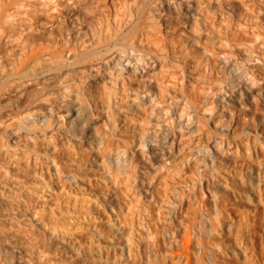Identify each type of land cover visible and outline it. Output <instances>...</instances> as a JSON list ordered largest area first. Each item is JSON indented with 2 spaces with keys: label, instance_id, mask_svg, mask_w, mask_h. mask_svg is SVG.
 Instances as JSON below:
<instances>
[{
  "label": "rangeland",
  "instance_id": "obj_1",
  "mask_svg": "<svg viewBox=\"0 0 264 264\" xmlns=\"http://www.w3.org/2000/svg\"><path fill=\"white\" fill-rule=\"evenodd\" d=\"M223 1L235 6L232 17L225 15L223 22L202 4L190 2L196 10L206 11L208 25L215 28L211 39L205 36L203 18L185 15L184 8L168 12L164 20L162 12L153 14L159 15L165 48L157 51L163 62H154V70L149 67L142 72L144 81L160 91L166 105L170 96L187 98L199 124L179 140L180 129L174 122L176 138L169 153L140 158L143 148L138 139L148 129L150 109L143 101L132 102L123 94L109 96V100L111 84L106 79L92 82L94 72L81 74L83 84L82 79H75L83 91L78 96L86 105L94 100L98 103L90 108L96 118L104 119L102 105L111 104L115 116L108 121H115L114 128L106 129L98 120L95 130L83 126L77 132L78 141L66 130L65 117L63 121L53 118L54 123L47 126L52 128L51 138H42L35 128L33 139L29 138L32 132H22L16 150L10 151L13 147L7 144L0 147V160L13 152L17 157L10 158L13 164L7 162L5 174L0 170L1 216L5 227L20 236L29 252L28 264H98L106 259L119 264H264V93L242 96L239 101L224 96V102L213 93L219 81L228 78V71L220 65L224 54L231 58L245 50L246 57L258 55L262 63L257 65L264 77V48L260 47L264 0ZM153 3L143 11V28L153 20L145 14L159 2ZM53 35L57 37L56 32ZM217 39H222L221 46ZM98 73L106 75L103 68ZM211 99L216 101V109L210 114L203 108ZM45 113L46 104L37 105L35 114ZM221 124L223 129L218 128ZM215 135L223 136L222 147L217 149L212 143ZM53 140L60 150H52ZM202 145L212 153L214 163L206 155L204 161L193 157L186 163L185 155L196 153ZM115 147L125 149L129 156L121 168L106 156ZM51 159L65 170L76 169L78 180L67 183L55 177ZM133 177L137 178L134 182ZM166 208H174L175 215L168 218ZM50 220L60 233L57 237H50L44 229L50 227ZM116 222L120 225L115 226ZM129 230L134 237L131 256L126 258L123 238ZM146 231L151 232L150 239L144 238ZM38 247L48 252L41 256Z\"/></svg>",
  "mask_w": 264,
  "mask_h": 264
},
{
  "label": "bare ground",
  "instance_id": "obj_2",
  "mask_svg": "<svg viewBox=\"0 0 264 264\" xmlns=\"http://www.w3.org/2000/svg\"><path fill=\"white\" fill-rule=\"evenodd\" d=\"M153 1L155 0H0V147L7 144L13 147L10 151L16 150L14 145L18 144L22 132H32L29 138L33 139L35 128L42 138H51L52 128L47 126L54 123L53 118L63 121L65 117V121H68L66 130L78 141H81V138L77 132L80 133L79 130L83 126L95 130L98 120H102V127L114 128L115 121L113 119L108 121L109 117L115 116L110 109L111 104L102 105L101 103L106 111L102 109L105 112V118H96L93 114L91 115L90 108L93 103L86 105L82 96H78L79 92L81 94L83 91H79L80 85H76L75 79L78 78L81 81V74L83 76L86 72L88 74L94 72L90 78L92 82L97 83L106 79L111 84L112 87L109 90L111 92L107 93V98L123 94L122 96H128L132 102L143 101L150 109L148 129L145 134H140L138 139L139 146L143 148L140 158L145 160V157H157L162 152L169 153L170 144L173 143L174 138L177 137L180 140L183 136L189 135L188 133L194 132L199 125L198 118L195 112L191 113L192 105L190 107L188 99L171 94L175 98L170 99V96L169 104L166 105L162 102L163 97L161 98L160 91L155 92L151 89V83L144 81L145 76L142 72H146V68L149 67L154 70V62L160 60L163 62V55L157 52H160L161 48L163 50L165 46L160 35V19H158L159 15L153 16V14L162 12L164 20L168 12H176L184 8L185 15L193 19L197 16L203 18L201 22L205 32H208L205 36L211 39L215 28L208 25L206 11L196 10L190 2H195L196 5L202 4L212 12L214 18H219L221 22L225 20V15L232 17L235 6L231 2L224 3L223 0H158V6L153 5L154 8L148 10V13L152 15L145 13L149 19L153 20L149 22L146 17L148 24L143 28L144 25H141L143 11L148 4H154ZM31 2L35 5H31ZM184 2L187 3L183 4ZM55 32L57 37L53 35ZM144 36L145 38H142ZM259 38V34L255 35L256 41ZM252 42L250 46L253 45ZM216 43L221 46L222 39H217ZM248 45L246 47H249ZM260 45L264 48V41H261ZM246 54L245 50H239L231 54V58H225V54L223 55L220 65L228 71V78L219 81L217 91L213 90L216 98L222 102L225 100L224 96L239 101L242 96L247 98L255 93H264V77L261 76L259 65H257L262 63L260 57L250 54L249 58L245 56ZM102 68L106 75H99L98 72ZM261 70L264 71L263 68ZM261 78L263 81H260ZM83 81H85L84 77L82 84ZM152 81L157 80L154 77ZM78 83L81 82L78 81ZM210 86L206 89L209 93H211ZM85 100L89 99L85 98ZM212 100L203 108L210 114L216 109V101ZM40 104H46V113L36 115L37 105ZM97 104L94 100L93 106H99ZM223 106H225L224 103L221 104V107ZM174 122H177L180 129L179 135L174 133ZM218 128L223 129L224 125L221 124ZM212 141L216 149L222 147L223 136L215 135ZM99 142L100 140L96 141V143ZM50 146L52 150H60L54 140ZM165 147L166 149H163ZM195 152L185 155L186 163L193 157L204 161L205 155L211 164L214 163L211 160L212 153L207 146H199ZM15 155L16 152H13L1 158V174L7 172V162L13 164L10 160ZM106 156L108 161L117 168H121L125 161H129L125 149L119 147L112 149ZM50 162H52L51 167L55 177H61L60 179L67 183L78 180L76 169L65 170L62 165L58 167L55 159H51ZM130 164L133 168L136 167V163L130 162ZM136 179L133 177L132 182ZM59 189L61 190V186ZM135 190L138 193L139 190ZM2 194L0 190V264H28L29 252L22 245L20 236L5 227L4 217L1 216ZM113 194L114 197L117 196ZM130 201H127L128 204ZM12 210L19 211L18 207H12ZM165 212L168 218L175 215L174 208H166ZM34 215L35 213L32 214ZM49 224V228L44 227L48 230L49 236H59L60 233H57L51 220ZM118 225L120 222H116L115 226ZM170 233L165 231L168 236ZM133 237L132 230L124 233L125 247L122 255L124 253L126 258L131 256ZM151 237V232L146 231L144 238ZM187 241L188 237L185 239V242ZM37 250L41 256L48 252L43 247H38ZM109 262L119 264L117 261L107 259L98 264Z\"/></svg>",
  "mask_w": 264,
  "mask_h": 264
}]
</instances>
